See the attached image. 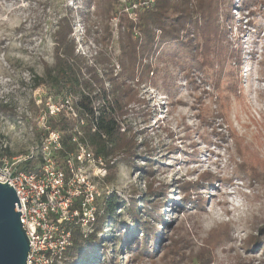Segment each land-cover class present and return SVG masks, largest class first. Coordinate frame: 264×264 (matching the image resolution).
I'll return each instance as SVG.
<instances>
[{"label": "rangeland", "instance_id": "obj_1", "mask_svg": "<svg viewBox=\"0 0 264 264\" xmlns=\"http://www.w3.org/2000/svg\"><path fill=\"white\" fill-rule=\"evenodd\" d=\"M153 1L0 0V151L25 158L39 145L55 100L36 78L54 64L61 16H70L76 53L101 77H116L123 50L135 51L127 22ZM199 1L176 42L145 59L155 75L127 83L121 134L132 153L105 158L98 206L112 201L114 214L99 235L101 252L79 264H264V0ZM202 11L210 32L198 46L191 26ZM143 236L149 255L132 257Z\"/></svg>", "mask_w": 264, "mask_h": 264}, {"label": "trees", "instance_id": "obj_2", "mask_svg": "<svg viewBox=\"0 0 264 264\" xmlns=\"http://www.w3.org/2000/svg\"><path fill=\"white\" fill-rule=\"evenodd\" d=\"M151 0H129V7L139 4L140 2H148ZM192 0H154L149 6L140 7L136 11L138 13V22H127L129 42L134 45L135 51L129 45L125 50L124 59L120 62L122 74L114 77V74L101 77L97 70L88 64L84 57L76 53V44L72 39V21L70 16L65 14L61 16L54 32V64L46 67L45 75L42 78H36L35 87H47L53 91L55 103L57 99L71 97L74 107L79 111L81 119L84 121L82 126V141H87L90 148L97 156L109 158L116 152L125 154L124 161H128L132 153L133 144L127 140L125 135L121 134L122 126L125 123V99L130 95L131 87L127 86L128 82H136V86L142 85L145 79L151 74L155 75V70L149 64L145 63V59L157 54L161 45L164 43L176 42L177 35L185 30L186 25L192 21L190 8ZM212 0H200L201 3H210ZM203 5V4H202ZM200 5V7L202 6ZM200 20L192 22V29L200 33V43L209 37L202 35L207 30L208 18L204 17L203 11L200 12ZM206 49L211 46L205 44ZM196 48V47H195ZM199 47L196 48V53ZM141 56L139 57L138 50ZM202 47L200 48V52ZM132 67L133 70L130 71ZM131 72L129 76L124 74ZM108 77V78H107ZM153 79V78H152ZM106 83L110 87H106ZM39 111L38 109H34ZM47 126L54 131L62 133L61 142L62 150L59 153L58 161L64 163L68 154L76 151V145L73 143L74 123L64 113H60L57 117H48ZM37 135V141L40 143L43 136ZM7 156L13 158L8 147L0 151V157ZM41 162L40 156L28 159L23 163L21 169L24 171H32ZM116 167L110 168L111 175L107 178L108 182H113L116 177ZM102 205V204H101ZM148 204L145 202L144 207L147 209ZM138 205L132 202L128 211L134 216L136 223L139 222L137 210ZM127 211V212H128ZM101 213V215H100ZM114 214V204L112 201L103 204L98 212L96 223L93 225V232L88 236L79 228L72 227L73 244L66 251L63 257L65 264L87 263L91 256L100 253L102 246L98 244L102 242L99 235L103 233V225ZM141 227V226H140ZM146 232L150 228L142 227ZM144 244L136 242V249L132 257H139L145 253L149 255L150 237L146 236ZM260 241V240H259ZM117 245V242H115ZM140 244L142 247H140ZM104 249V248H103ZM102 249V250H103ZM102 254L105 253L102 251ZM138 255V256H136ZM55 264H57L55 262Z\"/></svg>", "mask_w": 264, "mask_h": 264}, {"label": "built area", "instance_id": "obj_3", "mask_svg": "<svg viewBox=\"0 0 264 264\" xmlns=\"http://www.w3.org/2000/svg\"><path fill=\"white\" fill-rule=\"evenodd\" d=\"M52 103L47 104L45 118L64 113L74 119L76 151L60 164L62 133L51 130L42 118L44 134L35 152L25 158L0 157V183L10 178L7 184L16 191L22 207L17 205V210L31 246L27 264L60 263L73 244L72 227L82 229L86 236L93 232L103 196L97 182L107 173L105 157L97 156L89 143L81 140L84 121L72 98ZM37 156L41 162L34 170L21 169L24 162Z\"/></svg>", "mask_w": 264, "mask_h": 264}, {"label": "water", "instance_id": "obj_4", "mask_svg": "<svg viewBox=\"0 0 264 264\" xmlns=\"http://www.w3.org/2000/svg\"><path fill=\"white\" fill-rule=\"evenodd\" d=\"M8 181L0 183V264H27L31 246L17 210L20 201Z\"/></svg>", "mask_w": 264, "mask_h": 264}]
</instances>
